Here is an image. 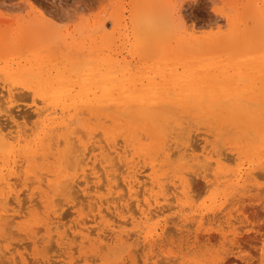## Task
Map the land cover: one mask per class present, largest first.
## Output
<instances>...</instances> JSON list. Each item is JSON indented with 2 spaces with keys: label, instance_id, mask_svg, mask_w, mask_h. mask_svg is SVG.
I'll list each match as a JSON object with an SVG mask.
<instances>
[{
  "label": "bare ground",
  "instance_id": "obj_1",
  "mask_svg": "<svg viewBox=\"0 0 264 264\" xmlns=\"http://www.w3.org/2000/svg\"><path fill=\"white\" fill-rule=\"evenodd\" d=\"M261 1H262L261 3L264 4V1L263 0H261ZM150 12L142 13L141 15L133 16V18L130 19L129 23L128 22L124 23V19H121L119 17H115L113 19L114 28H113L112 32L107 31V23L105 21H101V22L94 24L96 26L94 28H96L97 31L100 32V34H99L100 44L98 45L97 53L95 55L88 54L87 56H79L80 55L79 54L78 55L79 58L76 57L75 59H72V60H71V58H69L66 55V57L64 56L65 59L62 57L65 60V61H63L64 63L62 66L58 67L57 65H53L52 70L51 69L48 70L45 74H43V70L41 69L40 64H38L37 69H36L37 71L34 73L35 74V76H34L32 73L33 68H31V65L33 64L31 62V59L30 60L24 59V57H23V59L25 60V64L29 63V66L27 68L22 67L23 70L19 71L18 73H23V74H26V75L30 76L31 78H33L34 81H36L35 87L41 88L43 90V92L45 91L46 93L42 94L38 100L40 102L41 106H39L35 109L36 117H38L37 123L34 124L35 126H33V124H31V125L29 124L30 123L29 118L32 117L34 114V113L31 114V111H30V113L28 112L31 107L27 110V112H25L26 114L29 113L30 117L29 118L27 117L26 119H28V121L26 123V119H25L24 123H26V125H28V126L30 125V127L33 126L31 128L29 127L30 129L27 127L28 128V129L26 128L27 130H24L25 129L24 126L22 128V125H24L23 123L20 125L18 122H17L18 124L16 123L17 120L19 122H23L22 120L21 121L19 120L20 114L22 116V113H23L24 114L23 117L26 114L22 111L20 113V111H19V114H18L19 116H18L17 115L18 111L13 112V108L10 105L9 109L11 108L10 110H12V114L16 112V115H14L15 117H18V119H16V118H14V116H12L11 111L9 113V109H8V107H6L7 104H6V106H4V102H6V101H4L3 99L1 101H4V102L0 101L1 103H3L0 106L6 107V108L3 107V109L0 108V159L5 160V158H7V159L11 158V162L9 164L8 172L3 174L4 171L3 170L0 171V222H3L7 225V226L5 225V227H7L5 229L12 231V229L14 228L13 226L15 225L14 222L17 219L25 217L28 213L27 209H28L29 205L25 206V204L23 202L22 203L24 205L20 203L21 206H18L19 205V203H18V205H14L13 207H10V205L12 203H14V202L9 203V201H12L13 195H15V194H13V191H14V186L16 185V182L19 186H21L20 184L27 185L28 183H30V184H28L30 187H32L33 185H36L34 188H36L37 191L33 192V194H36V196H35L36 198L38 197V195L40 197L45 195L47 198H50L48 195L50 192H52L56 196V198H54V195H53V199H57L58 195L59 196L64 195V194L66 195L67 192L72 191L73 193H76L74 191L75 189H73V187L75 186V185L73 186V184L75 183L76 186H77V184L81 185V182H83V181L85 184L86 178H85V180H82V178L86 177L85 173L87 172L88 174L90 173L89 176L86 174L88 177L87 180L89 181V180L93 179L95 182V185L88 182V184L90 186L92 185L94 187H90V189L89 188H87V189H89V190L92 189L91 191H94L95 193L98 192V194L101 190H107L108 192H106L107 193L106 195H108V196L106 198H104L103 195L101 197H98V198L95 197V198H97V200H95L93 202L95 207H93L92 205L91 206H92V210L94 208L96 213L93 214V216L91 215V219H88V220L84 219L85 221L84 220L79 221L80 223L77 225H74V222H73L72 225H74L73 226L74 228L73 227H70V228L76 230L77 233L74 235L72 234V232L68 231L69 230L68 228H65V232H66V229L69 232V233L66 232L68 234V236L67 235L66 236L69 237L70 236L69 234H71V238H72V235L75 237L77 236L76 237L77 240H78V237L81 238L82 242H80V243H85L84 247L86 246V241H87V242L93 243V245H95V243H96L98 245V248L99 247L104 248V250L107 246H110V245L115 246V247L117 246L118 248H120L119 250H121V249L125 250L126 248H128L130 241L132 239H135L133 241V242H135L134 243L135 247L139 246L141 249H146V247H149V244H150L149 239L154 238L157 230H156V227L155 228L151 227L143 235V232H144L143 229L145 228V225L150 224V221H152L154 218H157V217L160 218L159 217L160 215L162 217V215L165 213V211L173 205L172 203H174V200L179 201L177 196H175V192L180 194V197H182L183 199L188 197L187 194L189 192L187 193L186 190L188 189V184H191V183H188L187 178L192 174L187 173L188 171L185 172L184 169L189 168V167L190 168L195 167V166L197 167L199 162L201 163V165L204 162V164H203L204 165L203 168H205L204 171L207 170V173H208L210 166L213 165L214 163L219 166L224 161H227V163H229L231 160L234 161L233 157L235 154H238V153L237 152L233 153V155H231V158H232L231 159L227 155L229 153L226 154V152H225V151H227L226 144L230 140L229 139L230 137L226 138L224 136L226 133L233 136V137L231 136L233 138L231 140H233L235 142L236 148L238 147L240 149L246 148L247 150H253V149L259 150L260 148H262L264 146V83L260 82L261 84L258 83V85H257L256 83L255 84L244 83V82H240L238 80L236 82H234L235 80L234 81H232V80H224V81L208 80L209 76H200L198 74L199 69L198 70L194 69L195 68L194 66L193 67L189 66L187 63L184 64L185 61L181 62L180 61L181 58L176 57L175 58V59H177L176 61L168 62L167 61V60H169L168 55H171V53H176L178 47L181 45L182 46L180 48H182V49H179L181 54L182 53L186 54L189 51H190V53L195 52V50H197V49L192 48V46L194 44H196L195 42L197 40V37L195 36V32H194L193 28L190 30L191 32H188V33H186V30H184V29H183L184 32L183 31L181 32L178 30V28L176 27L178 24L176 26H175V24L179 21V12L176 11L175 8L168 15V17H167V15L164 16V17H167V19H165L164 17L161 18V17L155 16L153 11H150ZM258 13H259L258 15L261 18H263V21H264V14L262 12H258ZM176 14L178 15V18L176 17ZM41 15L40 16L35 15V18L41 17V19H43L42 22L39 21V24L43 25V26L39 25L40 27H44V25H47V23L51 24V22H50L51 19H49L47 22L46 16H44L45 17V19H44V18H42ZM260 17L257 20H260ZM172 24H174V26ZM261 24L262 23L260 22V24L257 23V25H256L257 27L253 26L254 29H258L257 33L259 31L258 27H261L262 25L264 26V24H262V25ZM263 26H262V28H263ZM91 28H93V27H91ZM176 29L179 32L176 31ZM262 30H263L262 32L260 31V38H259L260 41H262V39L264 40V36H263L264 35V29H262ZM22 31H23V29L20 31L18 30L19 33L17 32L16 34H14L15 35L14 37H12V34H11V38H7V36H6L5 40L6 39H12L11 43L14 41L15 45L17 47L19 43L21 44L24 41L23 40L24 38L27 39L26 36L25 37L23 36L26 31H23L24 33ZM79 31H81V30L79 29ZM28 32L29 31H27L26 33H28ZM30 32H31V30H30ZM35 32L38 33V30H36ZM237 32L235 34H233V32L232 33L230 32V33H231V35L233 34L235 40L237 39L239 42V39H241L242 36H240V33H237ZM250 32H251V30L248 33L249 36L250 35L253 36V34H256V36L254 35L253 37H257L259 35V33L258 34L257 33L250 34ZM56 33H57V31H56ZM95 33H96V31H95ZM181 33H184V35H182ZM32 34L33 33H31V36H30L31 40L33 39V38H31ZM71 34H72L71 31L67 32L65 34L64 38H66L67 36H71ZM224 35H227V34H224ZM239 36H240V38H239ZM249 36L247 37V39L249 38ZM213 37H215V36H213ZM225 38H226V36H225ZM243 38H246V37H243ZM37 39H39V38H37ZM57 39H58V37H57ZM122 39L124 41L123 44L125 45V47H127V55H123L122 51H113V49H112V46H115V43H117L118 40H122ZM227 39H229V38L227 37ZM254 39H256V38H254ZM2 40H4V39H2ZM33 40L35 41V39H33ZM225 40H224V42H225ZM231 40H229V41L232 42ZM237 40L235 42H237ZM241 40H242L243 45H244L243 39H241ZM257 40H258V38H257ZM90 41H91V39H90ZM171 41H172V43H174V45H171ZM198 41H200V40L198 39ZM226 41H227L226 45H228L230 42L228 40H226ZM233 41H234V39H233ZM96 42H93V43H96ZM235 42H233L234 45H235ZM238 42L236 43L237 45H235L236 47L239 46ZM44 43L45 42H43V44ZM252 43H254V41H252ZM255 43H256V41H255ZM3 44L4 43L2 42V45ZM33 44H36V42ZM49 44H47V45H49ZM241 44L242 43H240V45ZM257 44L258 43H256V45ZM12 45L14 46V43H12ZM24 45H25V43H24ZM232 45H230V46H232ZM41 46H42V44H40V46H38V47H41ZM230 46H228L229 49L231 48ZM235 46H234V48L236 49ZM248 46H249V44H248ZM25 47H27V46L25 45ZM228 47L226 50H228ZM242 47H244V46H242ZM242 47L240 49H242ZM14 48H15V46L13 47V49ZM48 48L50 49V47H48ZM234 48H233V50H234ZM44 49H46V48H44ZM49 49H48V51H49ZM15 50H16V48H15ZM24 50H25V48H24ZM35 50H36V47H35ZM41 50H43V49H41ZM124 50H126V49H124ZM226 50H225V53H227ZM31 51H32L31 53H33V50H31ZM58 51H61V50H58ZM199 51H200V49H199ZM240 51H242V50H240ZM240 51L239 52L237 51L238 53L235 51V53H237L235 60L239 59L237 57V55L240 53ZM35 52H37V51H35ZM140 52H142V54H144V55L145 54L149 55V53L152 52L154 54H157L156 56L159 57L158 58L159 61H163V60H165V61L162 62V64H161V62H155L152 67H145L142 70H140L138 68V70H135L134 66L132 65L131 60L128 59V56L130 54V56L132 58V56L134 54H140ZM246 52H244L243 54H245ZM41 53H44V52H41ZM51 53H53V52H51ZM54 53H56V52H54ZM58 53L59 52H57V54ZM62 53L63 52H61L60 54H62ZM64 53H66V52H64ZM249 53L251 54V52H249ZM20 54H22V53H20ZM50 54H47V55H50ZM230 54H232L231 56L233 57V53L231 51H230ZM19 55H17L16 58H18ZM33 55H34V53H33ZM63 55H60V56H63ZM242 55H240V57H244L245 59L248 58L247 60H249V58L258 57L260 54H258V56L253 55L250 57H248L249 55H246L247 57H245L244 55L242 56ZM261 55H262V53H261ZM29 56L30 55L28 54V56H26V57L28 58ZM42 56H43V54L41 55V57ZM31 57H32V54H31ZM37 57H39V56L37 55ZM150 57L152 58V56H150ZM192 57L193 56H191L190 58L192 59ZM212 57H214V56L212 55ZM225 57H226V55H225ZM262 57H264V55ZM19 59L20 58H18V60ZM213 59L211 58V60H213ZM230 59L232 60V58H230ZM193 60L195 61V59H193ZM219 60L220 59H218V61ZM225 60L227 61V60H229V58L225 59ZM247 60H245V62ZM40 61H42V60H40ZM232 61H234V60H232ZM232 61H231V63H232ZM240 61L242 62V60H240ZM20 62L21 61H17L14 63L12 62L10 66H14V65L19 66ZM228 62H226L227 63L226 65L229 67V65L231 66V63L229 62L230 64L228 65ZM245 62L243 63L244 65H245ZM254 62L256 63V61H254ZM261 62L262 63L264 62L263 58H262ZM38 63H40L39 60H38ZM202 63H204V62H202ZM250 63H252V62H250ZM56 64H58V63H56ZM212 64H213V62H212ZM21 65L23 66V64H21ZM200 65L203 66L201 63H200ZM244 65H243V67H245ZM4 66H6V65H4ZM10 66L7 65L6 67L9 68ZM223 66H224V64H223ZM246 66H248V65H246ZM2 67L3 66H1L0 68H2ZM32 67H33V65H32ZM262 67L264 68V66H262ZM262 67L260 66L259 69L262 70L261 69ZM10 69H12V68H10ZM242 70H243V68H242ZM242 70L240 71V69H239L240 72H242ZM255 70H257V69H255ZM249 71L250 70H248V72ZM246 72H247V70H246ZM233 73H235V72H233ZM14 74H15V72H14ZM7 75L9 76L10 74L7 73ZM18 75H20V74H18ZM261 76H263L262 73H261ZM246 77H247L246 74H243V73L240 74V80H244L243 78H246ZM2 78H3V76H2ZM21 78L23 79V76ZM31 78H30V80H31ZM257 81L258 80L256 78V82ZM24 82H26V81H24ZM263 82H264V80H263ZM16 83H13V84H16ZM0 84H2V82H0ZM20 84H22V83H20ZM10 86H8V88H7L8 98H9V96H11V98H12V90H16V91L20 90L19 88L18 89L15 87L11 88L13 86H11V87ZM18 86L20 87L19 84H18ZM6 87H7V85L5 84L4 87H2V88H6ZM20 91H19V93H20ZM30 91L25 92V90H22L21 93L22 92L23 93L22 94L20 93L21 95H18L19 93L16 92L17 94L15 93L16 95L14 94L13 97H14V99L17 97V95H18V97L19 96L21 97L24 94V92L26 93V95L28 93V95L31 96L34 93L30 92ZM3 92L5 93V90ZM40 92H38V94H40ZM4 93H3V97L5 98V96L7 94L5 95ZM29 93H31V94H29ZM0 94H1V91H0ZM23 96H25V95H23ZM0 99H1V97H0ZM5 99H7V97ZM14 99L13 98L11 100L9 99V101H13ZM35 100H37V98ZM34 106H35V104H34ZM176 107H179V108L183 107L184 110H186V111L187 110L194 111L195 114L202 116L204 118V120L207 121L206 124L209 123L208 126H206V128H205L206 129V131H205L206 135L205 136H204V132H202V134L204 136L203 137L204 145L202 146L201 151L198 150L200 152V154H197L199 152L196 151V147H195L197 145L196 142L199 141V140L196 141V139H198V136L197 137L194 136L196 133L193 134L194 138H196V139H195V141L191 142V140L193 139V138L191 139V137H192V135H191L189 137L190 138V143H189L188 135L190 133L189 131H192V129L190 127H192L193 125L195 126V124H199V123L201 125V123H205V121H203V119H201V120H198L196 123H193V121L187 119V117H185L183 113H181V114H183L182 115L183 118L181 116H177L175 114V112L173 111V109ZM3 112H4V114H3ZM21 116H20V118H22ZM26 116H28V114ZM4 117L6 119L11 120L12 122L7 121L6 123L10 122L9 125L4 123L2 121L5 119ZM87 117L89 119L95 120L98 123L99 127L101 128V136L100 137H102V139L101 138L94 139L95 135L99 136V134H97V133H93V135H91L92 133H88L89 134V137H87L88 139L84 138L85 136H87V133H86V135L83 134L84 132L87 131V126H88ZM1 118H4V119H1ZM118 119L123 120V122L126 121L128 123H135V122L146 123L149 127L152 128L153 132L155 133V135L157 137H159L160 139H161V137L165 138V140H164L165 144L158 149L155 158L152 159L150 162H148L149 163L148 167H146V165L145 166H139V165H142L141 163L139 164V162H140L139 158L142 156H140V157L138 155L136 157L134 156V154L131 152V149H128L131 144L127 140L123 139L124 141L119 143V142H117L119 139L117 141L115 140L114 134L112 131H106L104 124H106V122H109V126H111L112 130H113V127L116 124ZM30 120H32V119H30ZM11 123H15V124L13 125ZM137 125H138V123H137ZM94 126L95 125H93L92 127H94ZM197 126H199V125H196L195 127H197ZM198 128L203 129L204 126H203V128H202V126H200ZM189 129H191V130H189ZM84 130H86V131H84ZM117 132H119V131L117 130ZM187 132H189V133H187ZM210 132H214V134H213L214 136L216 134L217 139H214V140H216L215 142H213L210 139L213 142V144L209 143V141L207 140L208 137L210 138V136L208 135ZM81 133L83 134V136L85 135L83 137V140L81 138L82 137ZM98 133H99V131H98ZM181 136H183V138H181L182 140L183 139L185 140L184 136L187 137L186 138L187 140L185 142L183 141L182 143H178L179 142L178 140ZM200 137L201 138H199V139H201V140L199 141V144L202 143V136L200 135ZM142 138H143V136L141 137V139ZM147 138H148V136H147ZM85 139H87V140H85ZM166 139H168V140L166 141ZM27 140H29L28 143L23 144ZM145 140H147V139H145ZM171 140H173V141L175 140V141L173 143L169 144V142H171ZM22 141H24L22 143L23 146L21 145ZM85 141H88V142L85 143ZM88 143H90L89 144L90 146L87 145ZM191 143H194L195 145L191 144ZM208 146L209 147L211 146L209 150H208ZM232 147H233V145H232ZM199 148H201V146H199ZM20 149H21V153H20ZM149 154H151V153H149ZM170 158L173 160V163L176 162L175 160L177 158V161H178L180 169H181V170H179V175L176 178V180L172 181V191H171V189L170 190L168 189L170 185L168 186V188H166L167 190L171 191L170 194L173 195V197H171V195L169 194L171 198L168 197L167 192H169V191L166 192V189H164L165 186L167 187V185H168V182H166L165 180H168V179H164V181H163V176H162V178L161 177L157 178L156 173H155L157 166L165 168L167 165L163 166L162 161L166 162ZM72 161H74V163H77V165H78V167L76 165V168H78L79 170L76 169V171H81L82 175H84V177H82V175H80V172H79L78 176L80 175L79 178H81L80 183H78V181H80V180H77L78 177H77V179L75 178V180H77V183L75 181H73L74 173L71 170L72 167L70 168V165L73 163ZM122 161H123V165L126 166V172L124 171L125 169L120 170V171H124L126 173V175L123 174L124 176H122V173L119 172L120 164L117 166V163L122 162ZM19 162H21V163L19 164ZM38 162H47V163L49 162L51 164L53 162H57L58 168L62 167V169L59 168L60 171H58V169L55 168V169H57L55 171H48V172L36 174L32 171H31V173H29L27 168H24V166L27 167L26 163H30L31 165H34V164H37ZM232 162H230V165L232 164ZM68 164H70L68 166L70 170L67 167ZM223 164H225V163H223ZM171 166H172V164H171ZM176 166L177 165H175V167ZM206 166H207V169H206ZM225 166H226V164H225ZM225 166L223 165L222 170H224ZM233 166H234V162H233V165L230 167H233ZM235 166H236V164H235ZM253 166H255V165H253ZM73 167H75V166L73 165ZM244 167H246V166H244ZM255 167L257 168V166H255ZM146 168L151 169V173H145ZM177 168H179V167H177ZM177 168L174 169L175 172L177 171ZM198 168L201 169L200 165ZM169 169L171 171L172 167ZM260 169H262V168H260ZM67 170H68V172H67ZM86 170H89V172ZM195 170L196 169H194L193 173H195ZM213 170H214V168H213ZM74 171H75V168H74ZM158 171H160V169L157 170V172ZM165 171H163V172H165ZM38 172L39 171H37V173ZM71 172L73 173V175H71L72 174ZM233 172L235 173V171H233ZM260 172L256 171V173H255V172L250 171L247 173L246 179L256 177L259 180H261L264 177L261 179H260V177H262V174L264 175V173L262 172V174H261ZM165 173H167V172H165ZM210 173H211V171H210ZM212 173H213V171H212ZM258 173H260V174H258ZM188 174H189V176L187 177L186 175H188ZM199 174H201V173H198V175ZM254 174H256V175H254ZM90 175H92V178H90L91 177ZM193 175H195V174H193ZM205 175H206V173H204V176ZM226 175L228 176L229 174H226ZM230 175H232V174H230ZM230 175H229V177H230ZM165 176H167V175H165ZM199 176H201V175H199ZM201 177L203 178V176H201ZM164 178H166V177H164ZM222 178H224V177H222ZM103 179H104V183L101 182ZM171 179L172 178L170 177V180ZM119 180L122 181L123 185L126 187L129 198L131 199L130 202H126L129 198L127 197L128 199L127 200L125 199L124 194L126 191L124 190L125 188L123 189L124 186L122 187V189L124 190V193L123 194L119 193V195L117 197L115 196V198H114L113 194L115 192L113 193V191H116L115 189L119 188L120 185H122V184L118 183ZM189 181L191 182V179H189ZM193 181H194V176L192 178V183H193ZM19 182H20V184H19ZM164 182H166L165 183L166 185L164 184ZM84 184H83V186H84ZM255 185H256V182H255ZM195 186H194V188H195ZM215 186L213 187L214 189H215ZM30 187H28V188H30ZM77 188H79V187H77ZM190 188L192 189L193 186ZM250 188H253V187H250ZM260 188H261V190H258L259 188H257V189L254 188V190H258L259 193H261V191H264V189H262V187H260ZM22 189L25 190L24 187ZM83 189H84V187H83ZM23 190L20 193H23L24 192ZM26 191H28V189ZM77 191H78V189H77ZM79 191H81V190H79ZM249 191L253 192L252 189L251 190L249 189ZM28 192H26V193H28ZM72 192L70 194L73 196H71L69 193H67V194L70 195L71 197H73L74 199L77 198L78 200L81 197V200L83 201V196H80V193H78V194L76 193V196H75V194H72ZM210 193H211V191H210ZM245 193H247V192L245 191ZM255 193H257V192H255ZM88 194H89V192H88ZM252 194L249 195V199H253V198H250V197H252ZM10 195H12V197ZM19 195H21V194H19ZM19 195L16 194L14 196V198L18 199ZM22 195H24V193ZM22 195H21L20 200L24 201L26 203L28 197L26 198V195H25V198H23ZM68 195H67V197H68ZM253 195L256 196V194H253ZM91 196H89V197H91ZM189 196H191V195H189ZM224 196H225V194H224ZM61 197H59V198H61ZM36 198H34L36 200L35 202L39 203L40 199L37 198V199H39V201H38ZM62 198H64V197H62ZM86 198L88 199L87 196H86ZM91 198H93V197H91ZM91 198H90V200H91ZM34 199L30 200V201L28 199V202H30V206L31 207L34 205L40 206L39 204L41 202L39 204L38 203L36 204L35 202L33 203ZM53 199H52V201H54L53 203H55V200H53ZM169 199L171 200L170 202H172L171 203L172 205L168 202ZM172 199H174V200L172 201ZM215 199H218V198L215 197ZM225 199L223 201H226ZM249 199H246V200H249ZM57 200H60V199H57ZM61 200H63V199H61ZM71 200H72V198H71ZM236 200H235V202H236ZM254 200H255V198H254ZM52 201H51V203H52ZM60 201H57L56 203L58 205H61ZM84 201H88V200H84ZM75 202L76 203L74 204V206L76 204L80 205L79 201L78 202L75 201ZM83 202H81V203H83ZM131 202H133L134 204H132ZM167 202H168V204H170V206L166 204ZM220 202H222V201H219L217 205L221 204ZM245 202H247V201H245ZM64 203L62 206H65ZM67 203H65V204H67ZM130 203L133 206L135 205L136 210L134 209L133 206H132L133 210L131 207H129ZM57 204H55L54 208L56 206L58 208ZM83 204H85L84 205L85 209H86V207L88 208V206H90V205L86 206V203H83ZM240 204H239V206H240ZM53 205L54 204H52V206ZM179 205L180 204H177V207ZM15 206L21 207L20 208L21 210H25V209L26 210L25 211L19 210V212H16L14 209ZM22 206H23V208L24 207H27V208L23 209ZM37 206H35V207H37ZM52 206H51V209H52ZM81 206H83V205L81 204ZM103 206H105V207L103 208ZM235 206L236 205H234V207ZM245 206H244V208H245ZM18 207H17V210H18ZM70 207L73 208V206H70ZM76 207H77V205H76ZM172 207L174 209V206H172ZM213 207H214V205H213ZM247 207H248V205H247ZM39 208L42 209L41 206L38 207L37 209L39 210ZM57 208L55 210L56 212H58ZM59 208L61 210L62 207L60 206ZM85 209H81L84 211H81V210L80 211L85 213L86 211H88L89 208L86 209V211H85ZM186 209H187V207H186ZM224 209H226V208H224ZM224 209H223V211H224ZM249 209H251V207ZM130 210L132 212L135 211L137 213L134 212L133 215H131V217L126 216L128 218L125 219L124 217L127 213H124V212H129ZM213 210H214V208H213ZM246 210H248V209H246ZM49 211H51V210H49ZM90 211H91V209H90ZM235 211H237V210H235ZM71 212H73V211H71ZM71 212H70V214L72 215L74 212L73 213H71ZM58 213L62 214L60 212H58ZM84 213H83V217L86 218L84 216ZM181 213L183 214V211H181ZM233 213H235V212H233ZM245 213H246V211H245ZM40 214H41V212H40ZM123 214H124V216H123ZM128 214H130V213H128ZM173 214H174V212H173ZM213 214H215V213H213ZM218 214H221V213H218ZM218 214H217V216H218ZM49 215H51V214H49ZM78 215H80L79 211H78ZM88 215L90 216V212ZM186 215H185V217H186ZM226 215H227V212H226ZM27 216H29V214ZM63 216H65V215H62L61 217L65 219L66 216L65 217H63ZM196 216H197V213H196V215H194V217L196 218ZM205 216H208V214L204 215V218H205ZM221 216H222V214H221ZM221 216H219V217H221ZM83 217H82V219H83ZM129 217H130V219H129ZM202 217L203 216L201 215L200 219H202ZM209 217H211V216H209ZM219 217H217V219H219ZM224 217H227V216H224ZM57 218H58V221H55L56 217L54 218L55 219L54 220V219H52V215H51V217L46 216L43 219V225L41 228H39L40 226H38V227H36L37 229H34L35 228L34 227V228H30L29 230L32 231L33 233H36L37 236H38L40 229H42V228H43L42 232H44V229L46 232H50V231L53 232V231H57V230H60V232H61L62 226H66L68 224L67 220H70L71 218L66 219V223H67V224L65 223L66 225L63 223V219H62V223L64 225L63 224H61V225L57 224V222L59 223L60 216ZM117 218H119V219H117ZM208 219L209 218L206 217L207 221H208ZM214 219L216 220L215 216H214ZM75 220H76V218H75ZM86 220L88 221V223H90V222L91 223L92 222L93 223L101 222V224H104V229H103V226L102 227L100 226L102 228V231L95 232L96 236L94 238L93 237L91 238V235L92 234L94 235V232H93L94 227H91V228H93V229H91L88 226V223H86ZM206 220H204L203 223H205ZM229 220H232V219H229ZM217 221H214V222L216 223ZM70 222H71V220H70ZM153 222L155 223V221H153ZM157 222H158V220H157ZM159 222L157 224H159ZM168 222H170V221H168ZM222 222H224V221L222 220ZM225 222H227V220ZM225 222H224V224H225ZM127 223H131L138 228L137 231H135V236H132V235H134V231H133V234H131L132 231H130L131 233L130 232L127 233L130 229H128L127 232H124L123 227ZM182 223H179L177 225H180V224L182 225ZM192 223H191V226H192ZM194 223H196V221ZM230 223H232V222H230ZM234 223L235 222H233V225L236 224V223L235 224ZM131 224H129V226ZM206 224H207V222H206ZM212 224H208V225L211 226ZM220 224H221V222H220ZM224 224L221 226L226 225V224L225 225ZM185 225H186V223H185ZM204 225L205 224H203V226ZM155 226H157V225H155ZM174 226H176V224ZM187 226L188 225H186V227ZM193 226H194V224H193ZM226 226L229 227L228 224ZM226 226H225L226 230L223 227L225 231H227ZM8 227H10V228H8ZM97 227L98 226L96 225V228ZM147 227H149V226H147ZM180 227H182L181 229H183V226H180ZM186 227H185V229L187 230ZM205 227H206V225H205ZM213 227L215 228V226H213ZM217 227H219V226H217ZM234 228H233V231L237 227L235 229ZM194 229H196V228H194ZM221 229H219V231H221ZM8 230H6V231H8ZM15 230H16V228H14V230H13L14 233H16ZM13 231H12V233H13ZM183 231L184 230H181L180 232H183ZM188 231L190 232L191 230L189 229ZM52 232H50V233H52ZM164 232H166V231L164 230ZM193 232L195 234V230ZM186 233L187 232H185V234ZM205 233H202V235L204 236ZM217 233H218V230H217ZM219 233L217 236L218 237L221 236L223 238L224 233L223 234H221L222 232H219ZM23 234L24 233H22L21 236H25V234L24 235ZM36 234L34 235L35 237H36ZM53 234L54 233H52V235ZM187 234H189V233H187ZM39 235H40V233H39ZM42 235H40V236L43 238ZM52 235H50V236H52ZM54 235H57V234L55 233ZM197 235H199V233ZM202 235H201V237H202ZM205 235H206L205 236L206 239H203L204 237H202L203 240H205V241L207 240V242H211V241L215 240L214 238L216 236L213 233H206ZM227 235H229V234H227ZM31 236H33V235H30V237ZM34 236H33V238H34ZM45 236L47 238V235H45ZM159 236L161 238V235H159ZM190 236H191V234L189 235V239L187 240V242L190 241ZM192 236H193V234H192ZM199 236H197L198 237L197 240L199 242H200V240L203 241L202 239L199 238ZM2 237L5 238L4 236H1V238ZM41 237L39 239L43 240ZM53 237L54 236L51 237L52 239L50 238V241L53 240ZM221 237H219V238H221ZM228 237H230V235ZM228 237H226V238L228 239ZM3 238L1 241L4 240ZM230 238H233V237L231 236ZM235 238H238V237L235 236ZM235 238L233 239L234 242H236ZM6 239L7 238H5V241H6ZM57 239H58V237H57ZM69 239L70 238H68V239L65 238L66 241H68ZM72 239H75V238H72ZM72 239H70V240H72ZM157 239H159V238H156L154 242H156ZM161 239H163V238H161ZM210 239H211V241H209ZM221 239H219V240L221 241ZM75 240L74 241L72 240L73 244H75L74 243V242H76ZM192 240H193L192 242L194 243L195 242L194 238ZM217 240H218V238H217ZM53 241H55V240H53ZM61 241L63 243H65L62 240V238H61ZM158 241L160 242V240H157V242ZM184 241H185V239H184ZM227 241H229V240H227ZM36 242H39V243H37V245L39 244L38 246H40V243L42 241L38 240V237H36L35 242L30 241L28 243L30 244V243H36ZM48 242H49V239H48ZM133 242L131 241V244ZM163 242H164V239H163ZM1 243L2 242H0V244ZM24 243H26V242H23V244ZM50 243L52 244V242H50ZM76 244H78V243H76ZM225 244H226V241H225ZM52 245H50V246H52ZM54 245H56V244H54ZM154 245H157V244H154ZM159 245H161V244H159ZM13 246H14V252H15V247H17V246H15V244H13ZM13 246L11 248H13ZM29 246H32V245L30 244ZM47 247H49V246H47ZM67 247L68 246H66V248ZM69 247H70V245H69ZM71 247H72L71 248V250H72V249H74L75 246L73 247L71 245ZM59 248L56 247V249H58V251H60V252H61V250L63 251V248L62 249L60 248V250H59ZM66 248H65V250H66ZM77 248H78V246H77ZM77 248H75L74 251L78 250ZM130 248L132 249V247H130ZM154 248H155V246H154ZM68 249H70V248H68ZM8 250L10 251L12 249H8ZM148 250H150V249H148ZM9 251L7 252L8 254L11 253V252L9 253ZM74 251H73V253H74ZM117 251H118V249H117ZM0 252H2L1 247H0ZM99 252H102L101 249L99 250ZM111 252L113 253L114 251L108 252L109 257L112 256ZM125 252H123V253H125ZM4 253H5L4 254V256H5L7 253L5 251H4ZM62 253L63 252L60 253V255H59L60 257H61ZM73 253H72V256H73ZM2 254H3V252L1 253V256H3ZM8 254H7V256H9ZM113 254H115V253H113ZM118 254H119V252L116 255H118ZM126 256L128 257V255H126ZM171 256H173V255H171ZM263 256L264 255L261 256L260 264H262V261L264 260ZM62 257H64V256H62ZM17 258L18 257H16L15 260ZM92 258H93V255H92ZM81 259L83 261V258H81ZM125 259H126V257H125ZM8 260H9V258H8ZM35 260H36V258H34L33 261L37 262L39 259H37V261H35ZM122 260L124 261V259H122ZM1 261H3V260H1ZM10 261L12 262V259L9 260V262ZM18 261H20V264H21V262H22L21 259ZM18 261H16V262H18ZM33 261L31 262L32 264H34ZM40 261L41 260H39V262ZM46 261L44 262V264H46ZM50 261H51V259H50ZM26 262L28 264V260ZM26 262H24V264ZM41 262L43 263V261H41ZM58 262L60 263L59 260H58ZM78 262H80V261H78ZM152 262H154V261H152ZM37 263H35V264H37ZM65 263H67V262H65ZM75 263L77 264V262H75ZM109 263H111V262H109ZM221 263H223V262H221ZM51 264H52V262H51ZM146 264H151V263L146 262Z\"/></svg>",
  "mask_w": 264,
  "mask_h": 264
},
{
  "label": "rangeland",
  "instance_id": "obj_2",
  "mask_svg": "<svg viewBox=\"0 0 264 264\" xmlns=\"http://www.w3.org/2000/svg\"><path fill=\"white\" fill-rule=\"evenodd\" d=\"M261 2H262L261 0H0V67L3 66L2 68H0V76L1 75L3 76V78H2V76L0 77L1 78L0 82H2V84H0V87H1L0 88L1 89L0 90L1 91V94H0L1 99H0V101L2 99L4 101H6V102H4V101H1V102H4V106H6V104H7L6 107H8V109H9V107L11 105V107L13 108V112L14 111H16V112L18 111L17 115L19 114V111H20V113H21V111L25 113L31 107L28 112L30 113V111H31V114L34 113L33 116L31 115L32 117H30L29 113H27L28 116H26L27 114L25 113L26 117L24 116L25 117L24 118L23 117L24 114L22 113V116L20 114V116L22 118H20L19 115L18 116H19V120L20 121L22 120L23 122H19L17 120L16 123L18 122L19 125L23 123L24 125H22V128L24 126L25 127L24 130H27L30 127L31 124H33V126H35L34 124H36L37 121H38V117H36L35 109L37 107L41 106V104H40V102L38 100H39L40 96L42 94L46 93V92L45 91L43 92V90L41 88L35 87V82L36 81H34L33 78H31L30 76H28L26 74L18 73L19 71L23 70L22 67L27 68L29 66V63L25 64V60L24 59H29V60L31 59V62L33 63L32 64L33 67L31 65V68H33L32 69L33 70L32 73H33L34 76H35L34 73L37 71L36 69H37L38 64H40V67L43 70V74H45L48 70H50V69L52 70L53 65H57L58 67L62 66L63 63H64L63 61H65L64 59H65L66 55L69 58H71V60H72V59H75L76 57L79 58V56H87L88 54L95 55L97 53L98 45L100 44V39H99L100 32H98L97 29L94 28V27H96L94 24H96L98 22H101V21H105L107 23V31L108 32H112L113 28H114L113 19L115 17H119L121 19H124V23H126V22L129 23L130 19H132L133 16L141 15L142 13H147V12L153 11L155 16L163 18L166 15L168 17V15L172 12V10H174V8L176 9V11L179 12V21H178L179 23L177 22L175 24V26L178 24L176 26L178 28V30L182 32L183 29H184V30H186V33L191 32L190 30L193 28V30L195 32V36L197 37V40L195 42L196 44H194L192 46V48H195L198 51L195 50V52H191V53L189 51L186 54H184V53L181 54L180 50H179V49H182V48H180L182 46L181 45V46L178 47L176 53H171V55H168V57H169V60H167L168 62L176 61L177 60V59H175L176 57L181 58L180 61L181 62L185 61L184 64L187 63L189 66H192V67L194 66L195 67L194 69H197V70L199 69L198 70V74L200 76H209L208 80H214V81H218V80L219 81H224V80H232V81H234L235 80L234 82H236L238 80V81L244 82V83H253V84L256 83L257 85H258V83L261 84L260 82L264 83L263 82V80H264V78H263L264 77V70L263 69L264 68L262 67V66H264V62L263 63L261 62L262 58H263V61H264V57H262L264 55V44H263L264 40L262 39V41H260V39H259L260 38V31L262 32L263 31L262 29H264V26L262 25V24H264V21H263V18H261L258 15L259 14L258 12H262L264 14V11H263L264 10V4L261 3ZM39 14L40 15L42 14L41 16L44 19H45L44 16H46L47 22H48L49 19H51L52 20V21L50 20L51 24L47 23V25H44V27H40V26H43V25L39 24V21L42 22L43 19H41V17H37V16H40ZM35 15H37L36 16L37 18H35ZM167 17H164V18L167 19ZM176 17L178 18L177 14H176ZM259 17H260V20H257V19H259ZM260 22L262 23L261 25L263 26V28H262V26L258 27L259 28V31H258V33H259L258 36L259 37L258 36L257 37H253L254 35L256 36V34H253V33H257V30H258V29H254V27H257L256 26L257 23L260 24ZM172 25L174 26V24H172ZM91 27H93V28H91ZM22 29H23V31H26V32L27 31L30 32V30H31L30 33L28 32L29 34L26 33V32L24 33L22 31L24 33L23 36L24 37L26 36V38H27V39H25V38L23 39L25 41V42L24 41L23 42L25 43V45L27 47H25L23 42L21 44L19 43L18 46L16 47L15 42L13 41L12 43H14V46L16 48V50H15V48L13 49L14 46L11 43L12 39H6L5 40V37L7 36V38H11V34H12V37H14L15 36L14 34H16L18 32V30L20 31ZM35 29L38 30V33L35 32L36 31ZM79 29L81 31H79ZM178 30L176 29V31H178ZM250 30H251L250 34H253V36L252 35L249 36L248 33H249ZM56 31H57V33H56ZM69 31L72 32L71 36H67L66 38H64L65 34L67 32H69ZM95 31H96V33H95ZM230 32L231 33L233 32V34H235L236 32L240 33V36H242L241 39H243V41H244V45H243V42H242L241 39H239V42L236 39L237 42L239 43V46L236 47L235 45H237L236 44L237 42H235L236 40L234 38V35L233 34L231 35ZM31 33H33L31 38L35 39V41L33 39L32 40L30 39ZM181 34L184 35V33H181ZM224 34H227L228 36L224 35ZM213 36H215V37H213ZM225 36H226V38H225ZM240 36H239V38H240ZM248 36H249V38L247 39ZM57 37H58V39H57ZM227 37L229 39H227ZM243 37H246V38H243ZM37 38H39V39H37ZM224 38L226 40H228V41L232 39L231 40L232 42L229 41L231 44L229 43L228 45H226L227 41ZM254 38H256V39H254ZM257 38H258V40H257ZM2 39H4V40H2ZM90 39H91V41H90ZM198 39L200 41H198ZM233 39H234V41H233ZM224 40H225V42H224ZM252 41H254V43H252ZM255 41H256V43H258L257 45H256ZM2 42L4 43L3 45H2ZM32 42L33 43L36 42V44H33ZM43 42H45L44 43L45 45L43 44ZM93 42H96V43H93ZM123 42H124L123 39L122 40H118L117 43H115V46H112V49H113V51H122L123 55H127V47H125ZM233 42H235V45L233 44ZM240 43H242L241 45L244 46L245 48L242 47L240 45ZM40 44H42V46L38 47V46H40ZM47 44H49V45H47ZM248 44H249V46H248ZM171 45H174V43H172V41H171ZM230 45H232V46H230ZM47 46L50 47V49ZM226 46L227 47L230 46L231 48L229 49V47H228V50H226L227 49ZM234 46L236 47V49L234 48ZM240 46L242 47V49H240L241 48ZM35 47H36V50H35ZM24 48H25V50H24ZM44 48H46V49H44ZM233 48H234V50H233ZM41 49H43V50H41ZM48 49H49V51H48ZM124 49H126V50H124ZM199 49H200V51H199ZM239 49L242 50V51H240ZM31 50H33V53H34L35 56L33 55V53H31L32 52ZM58 50H61V51H58ZM225 50L227 51V53H225ZM229 50L233 53V57L231 56L232 54H230ZM35 51H37L38 53L35 52ZM235 51L236 52L240 51V53H241V54L239 53L237 55V57L239 58V59L237 58L238 60H235L236 59V54L238 53V52L235 53ZM243 51L244 52L247 51V52L245 54H243L244 53ZM41 52H44V53H41ZM49 52L50 53L53 52V53L50 54ZM54 52H56V53H54ZM57 52H59V53L57 54ZM61 52H63V53L60 54ZM64 52H66V53H64ZM249 52H251L252 55ZM20 53H22V54H20ZM23 53L24 54L26 53V54L24 55ZM261 53H262V55H261ZM28 54L30 56L27 58L26 56H28ZM31 54H32V57H31ZM42 54H43V56L41 57ZM47 54H50V55H47ZM242 54L245 57H247L246 55H249L248 57L253 56V55L254 56H258V54H260V55L258 57H254L255 59L253 57L249 58V60H250L249 61V60H247L248 58L245 59L244 57H240V55H242ZM17 55H19L18 56V58H20L19 60H18V58H16ZM37 55L39 57H37ZM60 55H63V56H60ZM145 55L142 54V52H140V54H134L132 56V58H131V56L129 54L128 59L131 60L132 65L134 66L135 70H138V68L140 70H142L145 67H152L155 62H161V64H162V62L165 61V60L159 61L158 60L159 57L156 56L157 54H154L152 52L149 53V55L152 56V58L149 55H146V56ZM190 55L193 56L192 59L190 58L191 57ZM212 55L214 57H212ZM225 55H226V57H225ZM23 57H24V59H23ZM211 58L212 59L214 58V59L211 60ZM228 58H229V60L226 61L225 59H228ZM230 58H232V60H234V61H232ZM193 59H195V61ZM218 59H220L219 60L220 62L218 61ZM38 60H39L40 63H38ZM40 60H42L43 62L40 61ZM240 60H242V62ZM245 60H247V61L245 62ZM17 61H21L19 66L21 64H23V66L22 65L20 67L17 66V65L10 66L12 62L14 63V62H17ZM201 61L204 62L205 64L202 63ZM225 61L226 62L229 61L230 63L232 61L231 66L229 65L230 63L228 62V65H229V67H228L226 65L227 63ZM254 61H256V63ZM212 62H213V64H212ZM244 62H245V65L243 64ZM250 62H252V63H250ZM56 63H58V64H56ZM200 63L203 66H201ZM223 64H224L225 67L223 66ZM242 64L245 67H243ZM4 65H6V66L8 65L10 67L7 68ZM246 65H248V66H246ZM260 66L262 67L261 68L262 70L259 69ZM241 67L243 68V70H242ZM10 68H12V69H10ZM239 69H240V71L242 70V72H240ZM245 69L247 70V72H246ZM255 69H257L258 71L255 70ZM248 70H250V71L248 72ZM14 72H15L16 75L14 74ZM233 72H235V73H233ZM7 73L10 74V75L8 76ZM17 73L20 74V75H18ZM241 73L246 74V76H247L246 78H243L244 80H240V74ZM261 73L263 74V76H261ZM22 76H23V79L21 78ZM30 78H31V80H30ZM256 78L258 80L257 82H256ZM24 81H26V82H24ZM19 82L22 83V84H20ZM13 83H16V84H13ZM5 84L7 85V87L6 88H2V87H4ZM18 84L20 85V87L18 86ZM10 85L13 86V87H11ZM8 86H10L11 88H14V87L17 88V89L19 88L21 91L25 90V92L31 90L30 92H33L34 94L32 93L33 95L30 96V95H28V93L26 95V93L24 92L23 95H25V96L22 95L21 97L20 96L18 97V95H21L23 92L21 93L20 90H17V91L16 90H12V98L13 99H14L13 95L16 92L19 93V91H20L21 94L19 93L17 95V97L15 96L17 99L15 98L13 101H9V99L11 100L12 98H11V96H9V98H8V94H7ZM4 90H5V93L3 92ZM38 92H40V94H38ZM3 93L5 95L7 94L5 96V98L7 97V99H5L3 97ZM29 94H31V93H29ZM35 97L37 98V100H35L36 99ZM1 102H0V105L3 104ZM34 104H35V106H34ZM3 107L0 106V108H2V109H3ZM6 107H4V108H6ZM10 109H9V113L11 111V114H12V110H10ZM173 111L175 112V114L177 116H181L182 118H183L182 115L184 114V116L187 117V119L192 120L193 123H196L198 120H201V119H203V121H205V123H201V125H200V123L199 124H195V126L199 125L197 127H195L193 125L192 127H190L192 129V131H189L190 133L187 132V133H189V135L187 134L189 143H190V138L189 137L191 135H192L191 139L192 138L194 139V140L192 139L191 142L195 141L196 138H194V136H196V137L198 136V139H196V141H198V140L200 141L201 140V139H199V138H201L200 135L202 136V143L199 144V141H198V142H196V144L198 146L197 145L195 146L196 147V151H198V150L201 151L202 150V146L204 145L203 137L206 135L205 134V131H206L205 128H206V126H208L209 123L206 124L207 121L204 120V118L202 116H199V115L195 114L194 111H190V110L186 111V110H184L183 107H181V108L176 107V108L173 109ZM16 112L13 113L12 116L16 115ZM181 113H183V114H181ZM3 114H4V112H3ZM27 117L28 118L30 117L29 118V121H30V123H29L30 125L29 126L26 125V123L28 121V119H26ZM4 118H1V119H4ZM14 118L18 119V117H15V116H14ZM25 119H26V123H24ZM30 119H32V120H30ZM2 121L4 123H6L7 121L12 122L11 120L6 119V118L4 120H2ZM10 122H8L6 124L9 125ZM87 123H88L87 131L84 130L86 132H84V133L82 132L85 135L87 133V136L84 135L85 136L84 137L83 134L81 133L82 134V137H81L82 140H83V137L84 138L89 137L88 133H92L91 135H93V133H97V134H99V136L95 135L94 139H98V138L102 139V137H100L101 136V128L99 127L98 123L95 120L89 119L88 117H87ZM137 123H138V125H137ZM11 124L14 125L15 123H11ZM93 125H95L94 126L95 128L92 127ZM33 126H31V127H33ZM200 126H202V128L204 126V128L203 129L198 128ZM104 127L106 128V131H112L113 132L114 138H115L116 141L118 139L120 140V141L118 140L117 142L120 143V142H123L124 140H127L131 144L128 149H131V152L134 154L135 157L137 155L139 157L142 156V157L139 158L140 159L139 164L141 163L142 165H139V166H145L146 165V167H148V165H149L148 162H150L152 159L155 158L158 149L165 144L164 143L165 138L161 137V139H160L159 137H157L155 135V133L153 132L152 128L149 127L146 123H141V122L128 123L126 121L123 122V120H119L118 119L116 124L113 127V130H112V127L109 126V122H106V124H104ZM191 129H189V130H191ZM117 130L119 132H117ZM98 131H99V133H98ZM202 132H204V136H203ZM193 134H195V135L193 136ZM213 134H214V132H210L208 134L210 136V138L209 137H208L209 139L207 138V140L211 144H213V142L216 141L214 139H217L216 138V134H215V136ZM142 136H143L144 139L143 138L141 139ZM147 136H148V138H147ZM186 136H184L185 140L184 139L182 140L181 138H183V136H181L179 138V140H178L179 141L178 143H182L183 141L185 142L187 140ZM224 136L226 138L230 137L229 138L230 139L229 142H227V144H226V148H227V151H225L226 154L229 153L227 155L231 158V155H233V153H236V152L238 153V154H235L236 156L234 155V157H233L234 161L233 160H231V161L229 160L230 162H232V161L234 162V166L230 167V166L233 165V162L230 165L229 161H228L229 163H227V161L223 162V163L226 164V166L223 163H221V165H219V166L214 163L213 165L210 166V168L208 167L209 168V172L208 173L210 175L207 173V170L204 171V169H205V168H203L204 167V165H203L204 162L202 163V165L199 162L197 167L195 166L196 168L195 167H191V168L189 167V168L184 169L185 172L188 171L187 173L192 174L190 176H189V174L186 175L187 177L189 176L187 178L188 179V183L192 184V185L188 184V189L186 190L187 193L189 192L190 194L189 193L188 194L191 195V196H189L187 194L188 197L183 199L182 197H180V194L175 192V196H177L179 201H176L174 199H172V201L174 200V203L170 202L171 201L170 199L168 201L170 204L171 203L173 204V205L172 204L171 205L174 206L175 210L173 209L172 206L169 207L170 204H168V202H167L166 204L169 205L168 206L169 209H167L165 211V213H164L165 215L163 214L162 217L160 215L159 216L160 218H158V217L154 218L152 221H150V224H146L145 225V228L143 229L144 230L143 235L151 227L152 228L156 227V230H157L156 235L154 236V238L149 239V243L150 244H149V247H146V249H141L139 246L135 247V244H134L135 242H133L135 239H132L131 241L133 243L131 244V241H130L128 248H126L125 250L121 249L122 250L121 251V250H119L120 248H118L117 246L115 247V246L110 245V246H107L108 248L105 246L106 247L105 250H104V248H100L99 247L101 249V251H102V252H99L100 249L98 248V245L96 243H95V245H93V243H90V242L86 241V246L84 247L85 243H80V242H82L81 238L78 237V240H77L76 239L77 236L76 237L73 236L77 232H76L75 229H72L70 227H73L74 225L79 224L80 223L79 221H83L84 219H87V220L91 219V215L93 216V214L96 213L94 208L92 210V206L95 207L93 202L95 200H97L98 197H101L102 195H103L104 198H106L108 196V195H106L107 194L106 192H108L107 190H101L100 191L101 193L99 192V194H98V192L95 193L94 191H91L92 189L89 190L90 187H94V186H92V185L90 186L88 184V182L92 183L93 185H95L94 180L93 179H91L89 181L87 180L88 179L87 175L89 176L90 173L88 174L86 172L85 173L86 177H84V175H82L81 171H76V169H78V168H76L77 163H74V161H72L74 163V164L73 163L71 164L72 166L70 164L67 165V167L70 165V168L71 167L73 168V169L71 168L72 172L74 173V175H73V173L71 172L72 173L71 175H73V181H75L77 183V180H80V181H78V183H80L81 182V178H79V176L82 175V177H84V178H82V180H85V178H86V180H85L86 182L84 184V181H83V182H81V185L77 184V186L74 183L73 186L75 185L76 187L74 186L75 188L73 187V189H75L74 191L77 194L80 193V196H83V201L84 200H88V201H84L83 202L81 200V197L79 198V200L77 198L74 199L73 197H71L73 195L70 194L72 191L71 192H67L71 196L68 195L67 193H66V195L64 194L65 196L61 195L64 198H62L61 196L58 195L57 199H60V200L63 199L61 201L57 200V199H53V195H54V198H56V196L52 192H50L49 195H48L50 198H47L45 195L42 196L43 197L42 198V197H40L37 194L38 195L37 198L40 199V201H39V199H37L35 197L36 194H33V192L37 191V189L34 188L36 185H33L32 187H30L28 185L30 183H28L27 185H24V184H20V182H19V184L22 186L21 187L16 182V185H15L16 187L14 186L13 194H15V195L16 194L17 195L21 194L22 195L24 193V195H22L23 198H25V195H26V198L27 197L28 198H27V201L25 203L24 201L20 200L21 199V195L18 196V199H15L14 198L15 195H13V200L9 201V203L14 202L15 204L12 203L10 205V207H13L14 205H18V203H19L18 206H21V204H23V203L25 204V206L29 205V207L27 209V211H28L27 215L29 214V216L26 215L25 217L17 219L14 222L15 225L13 224L14 225L13 227L16 228V230H15L16 233H14V231H13L14 228L12 229V231H13V233H12V231H10L8 229H5V228H7V227H5V225H6L5 223L0 222V238H1V236H4L5 238H7L6 241H5V238H3V237H2L4 239L3 241H1L2 238L0 239V242H2L0 244V247H1L2 252H3V254H2L3 256H1L2 252H0V256H1L0 257L1 258L0 259V264H16V263L20 264V261H18L20 259L22 261L21 264H24V262H26L27 260H28V264L29 263L32 264L31 262L34 260V258H36L35 261H37V259L43 261V263L41 261L39 262V260L37 261L38 263L33 261L34 264L35 263L44 264V262L46 260H47L46 264H51V262H52V264H54V263L55 264H76L75 262H77V264H123V263L124 264L125 263L126 264H146V262L147 263L150 262L151 264H260L261 256L264 255V191H261V193H259L258 190H261L260 187H262V189H264V178H263L264 175L262 174V172L264 173V159H263L264 158V146L262 148H260L259 150H254L253 149L254 151L253 150H247L246 148L240 149L238 147L236 148L235 142L233 140H231V139H233L232 135L226 133ZM87 139H85V140H87ZM145 139H147V140H145ZM29 140H27L26 142L22 141L21 145L23 146V144L28 143ZM167 140L168 139H166V141ZM174 141L171 140V142H169V144L173 143ZM86 142H88V141H85V143ZM89 144L90 143H88L87 145H89ZM191 144H194V143H191ZM231 144L233 145V147H232ZM199 146H201V148H199ZM210 147L208 146V150L210 149ZM20 153H21V149H20ZM149 153H151V154H149ZM197 154H200V152L197 153ZM169 160L166 161V162L162 161L163 166L164 165L165 166L167 165V166L165 168L157 166L155 173H156L157 178H160V177L162 178V176H163V181H164V179H168V180H165L166 182H168V185H167V187L165 186L164 189L168 188V186L170 185L168 189L169 190L171 189V191H172V181L176 180V178L179 175V170H181V169H180L179 163L177 161V158L175 160L176 161L175 163H173L172 159L170 161ZM0 162H1L0 163V171L3 170L4 171L3 174L7 173L8 170H9V164L11 162V158H8V159L5 158V160H1L0 159ZM20 163L21 162H19V164ZM57 164H58L57 162H53L52 164L49 163V162L48 163L47 162H38L37 164H34V165H31L30 163H26L27 167L24 166V168H27L29 173H31V171H32V172H34L36 174H40V173H44V172H48V171H55L57 169H58V171H60L59 168L62 169V167L58 168ZM119 164H120L119 167L121 168V169L119 168V172L122 173V176L126 175V173H125L126 172V166L123 165V161L117 163V166ZM171 164H172V166H171ZM174 164L177 165V166L175 167ZM222 164L225 166L224 170H222V167H223ZM235 164H236V166H235ZM73 165L75 167H73ZM199 165H200L201 169L198 168ZM253 165L257 166V168L255 166H253ZM170 166L172 167L171 171L169 169V168H171ZM244 166H246V167H244ZM77 167H78V165H77ZM177 167H179V168H177ZM55 168H57V169H55ZM74 168H75V171H74ZM176 168H177V171L175 172L174 169H176ZM213 168H214V170H213ZM260 168H262V169H260ZM68 169H69V167H68ZM123 169H125L124 170L125 172L124 171H120V170H123ZM159 169H160V171L157 172V170H159ZM194 169H196L195 173H193ZM206 169H207V166H206ZM146 170H145V173H151V169L146 168ZM37 171H39V172L37 173ZM86 171L89 172V170H86ZM163 171L167 172L168 174L163 172ZM210 171H211V173H210ZM212 171H213V173H212ZM233 171H235V173ZM250 171L255 172V173H256V171L257 172L261 171L260 173L262 174V177H260V179L261 178H263V179L259 180L256 177L249 178L250 180L246 179L247 178V173L250 172ZM67 172H68V170H67ZM79 172H80V175L78 176ZM198 173H201L199 175L203 176V178L201 176H199ZM204 173H206L205 176H204ZM260 173H258V174H260ZM193 174H195V175H193ZM226 174H229V175L232 174L233 176L230 175V177H229V175L227 176ZM165 175H167V176H165ZM254 175H256V174H254ZM90 176H91L90 178H92V175H90ZM193 176H194V181L192 183ZM77 177H78V179H77ZM164 177H166V178H164ZM170 177L172 178L171 180H170ZM222 177H224V178H222ZM75 178L77 180H75ZM189 179H191V182L189 181ZM101 182L104 183V179ZM166 182H164V184ZM255 182H256V185H255ZM82 183L84 184V186H83ZM118 183H120L122 185H120L119 188L115 189L116 191H113V193L115 192L113 194L114 198H115V196L117 197L119 195V193L123 194L124 190L127 192L126 187L123 185V182L119 180ZM192 186H193V188L191 189L190 187H192ZM194 186H195V188H194ZM214 186H215V189L213 188ZM249 186L253 187V188H250ZM23 187L25 188V190L22 189ZM28 187H30V188H28ZM77 187H79L80 189L77 188ZM83 187H84V189H83ZM122 187H123V189L124 188L125 189L123 190ZM76 188L78 189V191H77ZM87 188H89V189H87ZM254 188L255 189L259 188V189L258 190H254ZM27 189H28L29 192L26 191ZM249 189L250 190L252 189V191L253 190L254 191L251 192V191H249ZM22 190L24 192L20 193V192H22ZM79 190H81V191H79ZM169 190L166 189V192L169 191ZM171 191L167 192L168 193V197H170ZM210 191H211V193H210ZM245 191L247 193H245ZM26 192H28V193H26ZM88 192H89V194H88ZM126 192H125L126 195L124 194V196H125V199L127 200L129 198V195H128V192L127 193ZM255 192H257V193H255ZM76 193L72 192V194H75V196H76ZM252 193L256 194V196L253 195ZM224 194H225V196H224ZM251 194H252V197H250V198H253V199H249V195H251ZM67 195H68V197H67ZM10 196L12 197V195H10ZM86 196L88 197V199L86 198ZM89 196H91L93 198H91ZM33 197L36 198L39 201V203L41 202L40 204L38 202L37 203L42 207V209L39 208V210H38L37 208L40 207V206H37V205H34L32 207L30 206V202H28V199H29V201L33 200L34 199ZM59 197H61V198H59ZM95 197H97V198H95ZM171 197H173V195H171ZM215 197L218 198V199H215ZM71 198H72V200H71ZM90 198H91V200H90ZM223 198L224 199L226 198L225 199L226 201H223L224 200ZM254 198H255V200H254ZM52 199L55 200V203H53L54 201H52ZM73 199L75 201H77V202L79 201L80 205L76 204L77 207H76V205L74 206V204L76 202ZM234 199L235 200L237 199L236 202H235ZM246 199H249L250 201L246 200ZM56 200L60 201L61 205H58L56 203L57 202ZM128 200L126 202H130L131 199L129 198ZM244 200L247 201V202H245ZM35 201L36 200L34 199L33 203ZM51 201H52V203H51ZM80 201L83 202V203H86V206L90 205V206H88L89 209L86 207V209H88V211H86V209L84 208L85 204L81 203ZM219 201H222V202H220L221 204L217 205ZM62 202L63 203L64 202L65 203L68 202V203L67 204L64 203L65 206H62L63 205ZM131 203L134 204L133 202H131ZM131 203L129 204V207L132 208L133 205H131ZM52 204H54V205L52 206ZM55 204L58 205V208H57V206L54 208ZM81 204L83 206H81ZM177 204H180L181 206L179 205L177 207ZM233 204L236 205V206L234 207ZM239 204H240V206H239ZM246 204L248 205L249 208L251 207V209H249ZM69 205L73 206V208L70 207ZM213 205H214V207H213ZM35 206H37V207H35ZM51 206H52V209H51ZM60 206L62 207L61 210L59 208ZM244 206H245V208H244ZM15 207H14V209H15L16 212H19V210H21L20 209L21 207H18V210H17V207L16 208ZM104 207L105 206H103V208ZM133 207L136 210L135 205ZM186 207H187V209H186ZM22 208H23V206H22ZM25 208H27V207H24L23 209H25ZM56 208H57V211L62 213V214H59L58 212H56L55 211ZM213 208H214V210H213ZM224 208H226V209H224ZM81 209H85V211L87 213L86 212L85 213L81 212V211H84V210H81ZM90 209H91V211H90ZM223 209H224V211H223ZM246 209H248V210H246ZM25 210H21V211H25ZM49 210H51V211H49ZM132 210H133V208H132ZM235 210H237V211H235ZM39 211L41 212V214H40ZM71 211H73L74 213L71 212ZM78 211H79L80 215H78ZM130 211L129 212H124V213H127L125 215V217H124L125 219L128 218L126 216H130L131 217V215H133V213L135 212V211H133V212L132 211L130 212ZM181 211H183L184 215L181 213ZM245 211H246V213H245ZM70 212L73 213V214L71 215ZM89 212H90V216L88 215ZM173 212H174V214H173ZM226 212H227V215H226ZM233 212H235V213H233ZM83 213H84V216L86 218L83 217ZM128 213H130V214H128ZM135 213H137V212H135ZM196 213H197V216L195 218L194 215H196ZM213 213H215V214H213ZM216 213L217 214L221 213L222 216H221V214H218V216H217ZM49 214L52 215V219H54L56 217V220L54 219L55 221H58L57 217L60 216L59 223L57 222V224H60V225L63 224V223L65 224L66 223V219H70V218H71L70 219L71 222H70V220H67L68 224L66 223L67 225L65 224L66 226H62V228L58 225L62 229L61 232H60V230L53 231V232L50 231V232H52L54 234L56 233L57 235H54V234L52 235V233L46 232L45 229H44V232H42L43 228L40 229L39 233H40V235L43 234L42 235L43 238L39 235V233H38V236H37L36 233H33L32 231L29 230L30 228H34V227H35L34 229H37L36 227H38V226H40L39 228H41L42 225H43V219L46 216L51 217V215H49ZM207 214H208V216H205V218H204V215H207ZM62 215L66 216V217L63 216V217H65V219L61 217ZM185 215H186V217H185ZM201 215L203 216L202 219H200ZM223 215L227 216V217H224ZM123 216H124V214H123ZM209 216H211V217H209ZM214 216L216 217V220L214 219ZM219 216H221L222 218L219 217ZM82 217H83V219H82ZM130 217H129V219H130ZM206 217L209 218L208 221L206 220ZM217 217H219L220 220L217 219ZM75 218H76V220H75ZM62 219H63V223H62ZM117 219H119V218H117ZM229 219H232V220H229ZM87 220H86V223H88ZM157 220H158V222L160 221L159 224H157L158 223ZM204 220H206L205 223H203ZM222 220L224 222L227 220V222H225V224L226 225L228 224L229 227H227L224 224V222H222ZM153 221H155V223ZM168 221H170V222H168ZM195 221H196V223H194ZM214 221H217V222L215 223ZM73 222H74V225H72ZM206 222H207V224H206ZM220 222H221V224H220ZM230 222H232V223H230ZM233 222H235L236 224L234 223L235 225H233ZM179 223H182V225L181 224L177 225ZM185 223H186V225H188L187 227H186ZM191 223H192V226H191ZM222 223L227 227V231H225L226 230L225 226H221V225H223ZM129 224H131V223H127L123 227L124 232H127L128 229H130L127 233L132 231V233L131 232L130 233L133 234V231H134V235H132V236H135V231H137L138 228L135 225H133V224H131L129 226ZM175 224H176L177 227L174 226ZM193 224H194V226H193ZM203 224H205L206 227H205V225L203 226ZM208 224H212V225L210 226ZM96 225L98 226L97 228H96ZM155 225H157V226H155ZM88 226L90 228L94 227V229L91 228V229H93V232H94V235L92 234L91 238L92 237L94 238L96 236L95 232L102 231V228H101L102 226H103V229H104V224H101V222H97V223H93V222L91 223L90 222V223H88ZM147 226H149V227H147ZM180 226H183V229H181L182 227H180ZM213 226H215V228ZM217 226H219V227H217ZM185 227L187 228V230L185 229ZM223 227L225 228V230H224ZM234 227L235 228L237 227V228L235 229ZM8 228H10V227H8ZM65 228H68L69 229L68 231L72 232V234H73L72 238H75L76 240L71 238V234H69L70 236L67 237L68 234L66 232H68V231L66 229V232H65ZM194 228H196V229H194ZM233 228L235 229L234 231H233ZM189 229L191 230L190 231L191 233L188 231ZM219 229H221V231H219ZM6 230H8V231H6ZM164 230L166 232H164ZM181 230H184V231L186 230L185 232H187L189 234L186 233L187 234L186 235L184 231L180 232ZM194 230H195V234L193 232ZM217 230H218V233L219 232H222L221 234L224 233L223 234V238L221 236H219L222 239L217 236L218 235ZM19 232L21 234L24 233L25 236H21V234ZM205 232L206 233H213L218 238V240H217L216 237L214 238L215 240L213 239L214 241H211V239H210L209 241H211V242H207V240L206 241L203 240V239H206V237H205L206 233ZM198 233H199L200 236L197 235ZM202 233H205L204 236L202 235ZM35 234H36V237H38V240L42 241L40 243V246H38L39 244L37 245V243H39V242L30 243L32 246H29L30 244L28 242H30V241L35 242V239H36V237L34 236ZM190 234H191L190 241L187 242V240L189 239V235ZM192 234H193V236H192ZM227 234H229L230 237L232 236L233 238L228 237L229 235H227ZM30 235H33L35 239L33 238V236L30 237ZM45 235H47V238H46ZM50 235L54 236L53 240H55V241H53V240L50 241V238L52 237ZM159 235H161V238L164 239V242H163V239H161ZM201 235H202V237H204L203 239H202ZM39 236L43 240L39 239L40 238ZM197 236H199V238L202 239L203 241L200 240V242H199L197 240L198 239ZM235 236H237L238 238H235ZM57 237H58V239H57ZM64 237L67 238V239L70 238L73 241L75 240L76 241V242H74L75 244H73V241L70 240V239L68 241H66ZM226 237H228V239ZM61 238H62V240L65 243H63L61 241ZM156 238H159V239H157V240H160V242L158 241L159 243L157 242V240H156V242H154ZM193 238H194L196 243L192 242ZM234 238L236 239L235 240L236 242H234V240H233ZM48 239H49V242H48ZM184 239H185L186 242L184 241ZM219 239H221V241ZM224 240L226 241V244H225ZM227 240H229V241H227ZM23 242H26V243L23 244ZM50 242H52L53 245ZM76 243H78V244H76ZM153 243L157 244V245H154ZM13 244H15V246H17V247H15V252H14ZM54 244H56L57 246L54 245ZM159 244H161V245H159ZM50 245H52V246H50ZM69 245H70V247H69ZM71 245L73 247L75 246L74 249H72V250H71V248H72ZM76 245L78 246V248H77ZM12 246H13V248H11ZM47 246H49V247H47ZM66 246H68V247L66 248ZM154 246H155V248H154ZM56 247L57 248L60 247L61 249L63 248V251L61 250V252H63V253L65 252V253L64 254L62 253L61 257L59 256L61 252L58 251V249H56ZM130 247H132V249ZM60 248H59V250H60ZM65 248H66V250H65ZM68 248H70V249H68ZM75 248L78 249V250H76L77 252L74 251ZM8 249H12V250L9 251ZM117 249H118V251H117ZM148 249H150V250H148ZM4 251L6 253L9 251V253L10 252L11 253L10 254L7 253L9 256H7V254L4 256V254H5ZM73 251H74V253H73ZM109 251H114L113 253H115V254H113L111 252L112 256L110 255L111 257H109V255H108ZM118 252H119V254L116 255ZM123 252H125L126 254L123 253ZM72 253H73V256H72ZM92 255H93V258H92ZM126 255H128V257ZM171 255H173V256H171ZM15 256L18 257L17 258L18 260L17 259L15 260V258H16ZM62 256H64V257H62ZM7 257L9 258V260L12 259V262L11 261L9 262ZM125 257H126V259H125ZM81 258H83V261H82ZM50 259H51V261H50ZM122 259H124V261ZM1 260H3V261H1ZM58 260L60 261V263L58 262ZM16 261H18L19 263L16 262ZM78 261H80V262H78ZM152 261H154V262H152ZM65 262H67V263H65ZM109 262H111V263H109ZM221 262H223V263H221ZM25 264H27V262ZM262 264H264V260L262 261Z\"/></svg>",
  "mask_w": 264,
  "mask_h": 264
}]
</instances>
